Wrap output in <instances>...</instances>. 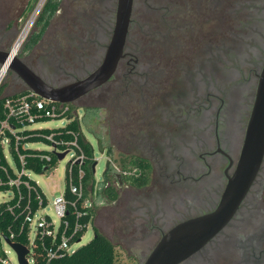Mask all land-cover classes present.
Segmentation results:
<instances>
[{
    "label": "flooded vegetation",
    "instance_id": "1",
    "mask_svg": "<svg viewBox=\"0 0 264 264\" xmlns=\"http://www.w3.org/2000/svg\"><path fill=\"white\" fill-rule=\"evenodd\" d=\"M18 2L16 16L0 18L1 51L9 52L22 24L28 0H17L13 6ZM116 9L117 0L57 1L54 12L69 17L51 27V15L38 32V54L34 49L26 53L23 48L35 34L38 15L15 55L53 87L76 82L104 59ZM212 9L221 36L209 41L202 27ZM233 33L245 36V44L227 77L211 56L239 42H230ZM263 66L264 0H132L113 72L73 104L87 119L95 109L110 117L104 135L89 132L108 161L116 153L149 162L148 183L139 188L127 184L140 190L155 183L149 196L136 197L131 208L137 214L133 234L150 240L143 246L146 256L167 230L218 205L240 157ZM12 73L16 92L29 91L27 83ZM108 170L116 173L110 164ZM116 182L125 184L115 177L112 184ZM178 264H264V155L229 221Z\"/></svg>",
    "mask_w": 264,
    "mask_h": 264
},
{
    "label": "built area",
    "instance_id": "2",
    "mask_svg": "<svg viewBox=\"0 0 264 264\" xmlns=\"http://www.w3.org/2000/svg\"><path fill=\"white\" fill-rule=\"evenodd\" d=\"M45 2L35 0L24 18L7 58L0 64V86L8 73L11 58L25 42ZM70 104L45 99L32 91L8 97L4 102V119L0 121V193L5 195L0 201V264H20L10 244L13 242L28 249L25 255L27 264H35L36 257H41L46 263L70 254L80 246L73 248L93 221L89 211L93 208L91 190L88 194L83 191L84 154L75 137L68 141L55 137L56 133H61L59 129L78 118ZM45 119L66 122L53 127L58 131L45 135V140L41 141L49 145L51 152H33L39 150L37 148L28 153L21 151L20 147L22 149L27 143L40 142L27 141L19 145L23 137L21 132L37 122L47 121ZM70 151L64 166V189L49 199L31 173L52 171L53 157L58 161ZM60 153L65 154L59 158ZM93 160H96L95 157ZM109 164L120 176L128 172L116 168L111 161ZM47 209L53 217L47 214Z\"/></svg>",
    "mask_w": 264,
    "mask_h": 264
},
{
    "label": "water",
    "instance_id": "3",
    "mask_svg": "<svg viewBox=\"0 0 264 264\" xmlns=\"http://www.w3.org/2000/svg\"><path fill=\"white\" fill-rule=\"evenodd\" d=\"M132 0H117L113 33L101 64L86 77L76 82L53 87L32 72L17 56L9 63L8 72H15L28 85V90L45 99L62 103H75L77 97L106 81L121 55ZM8 52L0 50V64ZM98 151L103 152L99 141ZM65 153L58 154L61 158ZM264 155V66L259 74L245 136L237 166L229 178L218 205L208 213L189 218L167 230L146 256L142 264H178L199 250L229 221L260 168ZM97 160L92 164L95 172ZM106 161L102 175L108 170ZM114 176L121 182L120 174ZM20 264H27L28 249L20 243H10Z\"/></svg>",
    "mask_w": 264,
    "mask_h": 264
},
{
    "label": "rangeland",
    "instance_id": "4",
    "mask_svg": "<svg viewBox=\"0 0 264 264\" xmlns=\"http://www.w3.org/2000/svg\"><path fill=\"white\" fill-rule=\"evenodd\" d=\"M17 0H0V18H5V16L8 15H14L16 16V13L20 7L19 2L13 6V4ZM58 3H61L62 0H57ZM69 3V0H63V2ZM35 0H28L27 7L23 11V19L26 17L28 12L31 10L33 3ZM12 5V7L10 6ZM207 13V11H206ZM69 14V13H68ZM68 14H64L63 16L59 12H54L52 16L49 18V23L52 26H59L62 22L63 18L69 17ZM211 15L206 14V18L210 19L209 22H206V25L202 27V33L205 34L206 39L209 41L218 40L220 35V28L218 27L220 22L219 18L216 15L217 13L215 10L212 9ZM216 15V16H215ZM201 16H203L201 14ZM227 16H230V14H227ZM43 22L37 24V26L34 28L33 33L38 34L41 30ZM218 24V26H217ZM227 27L229 25V19L227 17ZM205 27V29H204ZM229 31L226 30V34H228ZM34 34V35H35ZM246 32H242V35H245ZM253 32L249 31V35L252 36ZM236 36V33L232 34V38L230 39V42H237L227 45V47L222 50H219L217 53H215L213 56H211L212 62H216V64L222 66V75L229 77L230 73L233 71V66L236 67V65L239 63V59L237 58V51L244 47L245 44V36ZM39 37V36H38ZM36 41L31 43L29 41L28 47H24V52H29L31 50H36L34 54H38L39 50L36 49L38 43L37 39ZM254 38V37H253ZM30 45V46H29ZM195 51H197V48H195ZM244 51V50H243ZM241 52V50L239 51ZM196 53V52H195ZM196 56V55H195ZM219 72V70H218ZM13 81H14V75L10 71L7 73L4 81L2 84H4L3 91L5 93H13L18 91L16 88L13 87ZM233 86L230 84V81L228 80L227 88L233 89ZM73 110H75L78 119L80 121V127L83 135L91 142L93 148H94V157L97 160V163L95 165V172L93 174L94 178V184L90 191V197L93 202V208H94V218L93 221L90 222L87 225L86 231L82 235L80 241H78L73 248L78 247L79 245L85 244L94 234V227H96L100 232H102L105 236H107L111 242L114 244L115 248V264H141L143 259L145 258L147 254V250L143 249V246L150 244V240L146 239H139L136 238V236L133 234L135 232L133 221L135 220L137 214L134 213V210H132V206L135 203L136 197H146L149 196L152 188H154V184H149L147 188L140 189V190H134L131 187H127V184H118L116 182L115 188L118 192V196L116 199L112 201H108L100 196L98 193V189L101 186V181L103 178L102 172L105 168V164L107 161V155L105 153H100L98 151L97 145L95 140L92 139V135L89 134L90 131L97 132L100 135L105 134V129L108 127L110 120V117L107 118V114L103 109H95L92 111L93 113L88 115L87 117H83V110L77 105L73 104L72 107ZM66 122L65 120H56V119H50L47 121H41L37 122L34 125L31 126V128H53L58 127L60 125H64ZM103 139H105L104 144L107 143L106 137L103 136ZM26 148H37L39 150H44L48 153L51 152V148L47 143L44 142H33V143H27L25 145ZM6 154H8L5 151ZM71 154L70 152H67L66 155L56 161V158H54V168L52 171L46 172L44 174H37V173H31V177L37 181L38 185L42 188L46 196L51 199L54 194L60 192L64 189V181H63V174H64V166L67 160L69 159ZM114 158H112L113 165L118 168L122 169L120 165V159L122 157H119L118 154L113 153ZM127 161V159H125ZM48 175V173H50ZM156 178V176H154ZM154 182V181H153ZM154 185V186H153ZM5 198V195L3 193H0V201ZM47 214L53 217L52 212L47 209Z\"/></svg>",
    "mask_w": 264,
    "mask_h": 264
},
{
    "label": "trees",
    "instance_id": "5",
    "mask_svg": "<svg viewBox=\"0 0 264 264\" xmlns=\"http://www.w3.org/2000/svg\"><path fill=\"white\" fill-rule=\"evenodd\" d=\"M57 6V1L48 0L45 4L41 14L39 15L37 24L43 22V25L47 23L48 18L53 14ZM38 34H35L31 38V43L36 41ZM4 84L0 86V121L4 119V102L8 97H14L17 95L26 94L28 91L13 92L10 95L3 94ZM70 107H73V104H70ZM69 117L71 114L68 115ZM48 120V119H45ZM61 133L57 135L58 129L54 128H29L21 132L20 135H23L22 140L19 145H22L23 142L27 141H44L45 135L49 133H56L55 137H62L64 140H73L76 138L77 144L80 146L85 161L83 164L84 174H83V191L85 194H88L92 189L94 184L92 164L94 162V148L91 142L83 135L80 127V121L78 118L72 119L65 127L59 129ZM12 141V140H11ZM10 144H12L10 142ZM20 150L28 153L33 151L32 148L23 147ZM33 152L44 153V150H34ZM2 153H0V156ZM120 159V165L122 170H127L126 174L120 176L121 180L133 187H142L146 185L149 181L150 174V165L146 159L139 157H132ZM2 162H5L2 160ZM132 169H135L132 173ZM115 177L113 174L107 170L103 174L101 181V186L98 189V193L101 197L108 201H112L117 198L118 192L115 186L112 184ZM108 182V184H106ZM68 195V192H67ZM92 217L94 216V208L89 209ZM94 218V217H93ZM85 221V219H84ZM35 264H115V248L111 240L100 232L96 227H94V234L85 244L80 245L74 252L66 254L63 257L58 259H53L49 262H44L41 257H36Z\"/></svg>",
    "mask_w": 264,
    "mask_h": 264
},
{
    "label": "crops",
    "instance_id": "6",
    "mask_svg": "<svg viewBox=\"0 0 264 264\" xmlns=\"http://www.w3.org/2000/svg\"><path fill=\"white\" fill-rule=\"evenodd\" d=\"M3 94H5V95H10V94H12V93H5V92H4ZM78 120H79V119H78ZM60 126H61V125H60ZM35 128H36V127H35ZM43 128H44V127H43Z\"/></svg>",
    "mask_w": 264,
    "mask_h": 264
}]
</instances>
